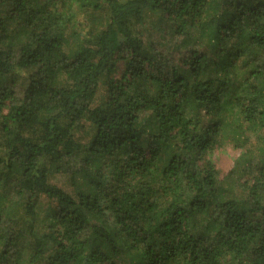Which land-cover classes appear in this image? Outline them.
<instances>
[{"label": "trees", "instance_id": "1", "mask_svg": "<svg viewBox=\"0 0 264 264\" xmlns=\"http://www.w3.org/2000/svg\"><path fill=\"white\" fill-rule=\"evenodd\" d=\"M0 264H264V0H0Z\"/></svg>", "mask_w": 264, "mask_h": 264}, {"label": "rangeland", "instance_id": "2", "mask_svg": "<svg viewBox=\"0 0 264 264\" xmlns=\"http://www.w3.org/2000/svg\"><path fill=\"white\" fill-rule=\"evenodd\" d=\"M73 28H76L74 25ZM241 154L240 150L232 148L230 145H224L221 148H218L212 159L215 164V169L218 172V177L220 181L231 171L235 166L236 160Z\"/></svg>", "mask_w": 264, "mask_h": 264}]
</instances>
